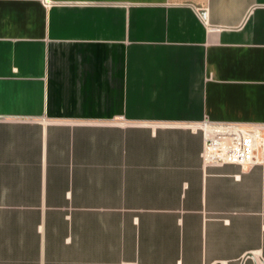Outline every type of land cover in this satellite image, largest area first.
I'll return each mask as SVG.
<instances>
[{"label": "crops", "instance_id": "1", "mask_svg": "<svg viewBox=\"0 0 264 264\" xmlns=\"http://www.w3.org/2000/svg\"><path fill=\"white\" fill-rule=\"evenodd\" d=\"M0 264H264V0H0Z\"/></svg>", "mask_w": 264, "mask_h": 264}, {"label": "built area", "instance_id": "2", "mask_svg": "<svg viewBox=\"0 0 264 264\" xmlns=\"http://www.w3.org/2000/svg\"><path fill=\"white\" fill-rule=\"evenodd\" d=\"M203 133L200 153L205 166L237 165L245 170L260 162L262 126L235 122L199 124Z\"/></svg>", "mask_w": 264, "mask_h": 264}, {"label": "water", "instance_id": "3", "mask_svg": "<svg viewBox=\"0 0 264 264\" xmlns=\"http://www.w3.org/2000/svg\"><path fill=\"white\" fill-rule=\"evenodd\" d=\"M200 13H201L202 16L204 15V12L203 11H201Z\"/></svg>", "mask_w": 264, "mask_h": 264}]
</instances>
